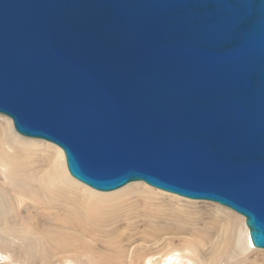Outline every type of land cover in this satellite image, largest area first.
Listing matches in <instances>:
<instances>
[{"label":"water","instance_id":"95a60500","mask_svg":"<svg viewBox=\"0 0 264 264\" xmlns=\"http://www.w3.org/2000/svg\"><path fill=\"white\" fill-rule=\"evenodd\" d=\"M0 113L84 184L216 202L264 248V0H0Z\"/></svg>","mask_w":264,"mask_h":264},{"label":"bare ground","instance_id":"6f19581e","mask_svg":"<svg viewBox=\"0 0 264 264\" xmlns=\"http://www.w3.org/2000/svg\"><path fill=\"white\" fill-rule=\"evenodd\" d=\"M66 193H71L74 197L79 194L83 199L89 200L98 212L97 220L117 218L118 215H113L110 210L113 209L114 213L120 212V216L131 202L135 203L140 199L148 202L152 198L193 201L144 181H132L112 191L96 190L71 176L62 148L44 139L20 135L14 128L12 118L0 113V258L6 261L0 264H30L24 263L21 257L17 259L15 253L18 249L20 252L24 251L28 256L26 259L31 261V251L42 243L40 236L36 237L34 234L35 227H28L26 222L21 224L25 201L40 200L43 197L57 199L56 196L63 197ZM73 202L69 201L65 205L68 214H73L72 217H67V221L82 226L84 231L81 232L80 227L74 228L72 224H65V230L60 231L62 235L65 233V249L68 247L65 252L67 264H230L233 257H240L241 262L252 259L250 264H264V261L256 257L259 253L264 255V248L252 244L245 216L225 207L219 209L231 214L229 221L222 223L219 220L211 224L210 229L196 228L200 235L204 233L203 237L207 241L195 234L188 238L183 237L178 242L173 238H168L165 242V239H152L146 241L151 242L149 247L142 244L132 255H129L130 250L125 252L122 249L114 250L108 256L103 252L96 257L91 250L86 249L84 256H72L69 255L73 251L70 243L73 242L72 239L84 242V221L88 217V210L86 212L85 208H79L76 201ZM27 207L31 209L30 205ZM49 213L52 217L53 213ZM216 231H224V234H230L231 237L223 235L222 241H215L218 239ZM63 245L64 243L61 250L65 251ZM45 258L51 262L52 253L47 252Z\"/></svg>","mask_w":264,"mask_h":264},{"label":"rangeland","instance_id":"374dc122","mask_svg":"<svg viewBox=\"0 0 264 264\" xmlns=\"http://www.w3.org/2000/svg\"><path fill=\"white\" fill-rule=\"evenodd\" d=\"M78 196L80 197L78 198ZM78 196L74 197L71 193H66L63 197L56 196L57 199L43 197L40 200L27 199L25 201V205L22 207L23 216L21 217V224L26 222L28 227L30 225L35 227L36 232H34V234L36 237L40 236L42 243L31 251L30 257L33 260L30 259L31 261H28L26 259V257H28L26 253L24 251L20 252L19 249L15 253L17 259L21 257L24 263L28 262L30 264H49L50 261L48 262L45 257L47 252H51L52 258L50 264H67L65 262V252L68 247L65 249V233L62 235L60 231L62 229L65 230V224H72L67 221V217H72L73 214H68V208L65 207L66 203L69 201L71 203L73 201V203H75L76 201L79 208H85L86 212L88 210V217L84 221V229H86V231L84 232L85 234L82 233L86 238H84V242H78L72 239L73 242L70 243V246H72L73 251L69 254L72 256H84V250L86 251V249L91 250L96 257L103 254V252L108 256L109 253H113L114 250L121 251L122 249H125V252L130 250L129 255H132L134 250L140 247V245L146 244V247L151 245V242L146 243V241L152 239H165V242L168 238H173L175 242H178L183 237L188 238L195 234L203 241H207V238L203 237L204 233L200 235L198 229H210L211 224L219 220L225 223L224 221H229L231 215L219 209V207L225 206L212 201L199 199H192L193 201H175L172 199L164 200L152 198L149 202L143 199L135 203L131 202L127 210L123 209L124 211L120 216V212L114 213L112 211L113 209L110 210L113 215H118L117 218L97 220L99 215L96 208L91 205L89 200L83 199L79 194ZM151 201L154 204H151ZM28 205H30L31 209H28ZM154 206H156L157 209H155ZM225 208L230 209L228 207ZM49 212L53 213L52 217ZM130 220L132 221L130 222ZM72 226L74 228L80 227V231H84L82 226L75 224H72ZM180 233L181 236H178ZM217 235L219 240L215 239V241H222L223 235H225V237H231L230 234H224V231H218ZM161 242L163 243V241ZM161 242L159 241V243ZM62 243H64L63 246L65 251L61 250ZM209 244L211 243H208V245ZM256 257L260 261H264L263 254L259 253ZM4 260L5 259L0 258V263H5L6 261ZM239 260L240 257H233L230 264H250V261H252V259L244 260V262Z\"/></svg>","mask_w":264,"mask_h":264}]
</instances>
